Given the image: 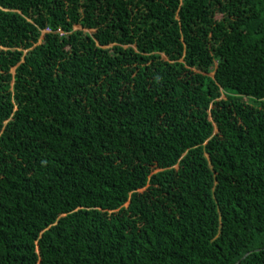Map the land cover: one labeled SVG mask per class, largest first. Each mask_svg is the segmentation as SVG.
Masks as SVG:
<instances>
[{
    "label": "trees",
    "instance_id": "trees-1",
    "mask_svg": "<svg viewBox=\"0 0 264 264\" xmlns=\"http://www.w3.org/2000/svg\"><path fill=\"white\" fill-rule=\"evenodd\" d=\"M0 264H264V0H0Z\"/></svg>",
    "mask_w": 264,
    "mask_h": 264
},
{
    "label": "rangeland",
    "instance_id": "rangeland-1",
    "mask_svg": "<svg viewBox=\"0 0 264 264\" xmlns=\"http://www.w3.org/2000/svg\"><path fill=\"white\" fill-rule=\"evenodd\" d=\"M76 29H78L79 27L78 26H75Z\"/></svg>",
    "mask_w": 264,
    "mask_h": 264
}]
</instances>
